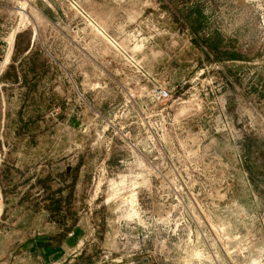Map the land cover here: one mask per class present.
I'll return each mask as SVG.
<instances>
[{
    "label": "rangeland",
    "instance_id": "obj_1",
    "mask_svg": "<svg viewBox=\"0 0 264 264\" xmlns=\"http://www.w3.org/2000/svg\"><path fill=\"white\" fill-rule=\"evenodd\" d=\"M0 31V264H264V0H0Z\"/></svg>",
    "mask_w": 264,
    "mask_h": 264
},
{
    "label": "built area",
    "instance_id": "obj_2",
    "mask_svg": "<svg viewBox=\"0 0 264 264\" xmlns=\"http://www.w3.org/2000/svg\"><path fill=\"white\" fill-rule=\"evenodd\" d=\"M8 50H9V42H8L6 36H4L3 32L0 31V96L3 93V87L5 86V83L3 80V75H4V72H5L6 67L8 65L5 63V60H6V57L8 54ZM158 96L160 98H166L168 96V91L160 90V91H158Z\"/></svg>",
    "mask_w": 264,
    "mask_h": 264
},
{
    "label": "bare ground",
    "instance_id": "obj_3",
    "mask_svg": "<svg viewBox=\"0 0 264 264\" xmlns=\"http://www.w3.org/2000/svg\"><path fill=\"white\" fill-rule=\"evenodd\" d=\"M15 35H16V32H13L12 34H11V41L9 40V44H10V49H9V51H8V54H7V57H6V60H5V63L6 64H8L9 63V61H10V57H11V51H12V47H13V43H14V41H15ZM0 214H1V207H0Z\"/></svg>",
    "mask_w": 264,
    "mask_h": 264
}]
</instances>
